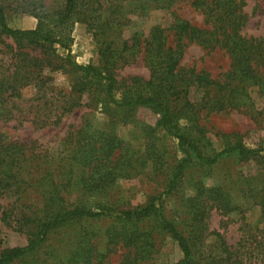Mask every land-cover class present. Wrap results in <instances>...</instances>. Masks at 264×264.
<instances>
[{
  "label": "trees",
  "instance_id": "1",
  "mask_svg": "<svg viewBox=\"0 0 264 264\" xmlns=\"http://www.w3.org/2000/svg\"><path fill=\"white\" fill-rule=\"evenodd\" d=\"M177 1L66 0L62 9L52 13L56 16L55 28L63 26L64 31H70L73 23L79 20L94 29L99 36L100 66L74 60L65 32L56 34L54 28L43 31L10 26L5 8L0 4V38L6 35L16 42L14 63L0 68V117L6 115L4 103L10 98L21 99L23 88L29 85L42 88L44 81L39 79L37 68L50 66L56 70L70 66L69 69L85 77L105 82L106 96L114 104L131 109L151 108L159 115L158 126L177 141L182 154L172 168L164 192L151 196L144 205L115 210L105 203L90 206L84 197L99 195L122 177L132 175L128 168H135L140 156L123 153V141L116 134L104 131L88 140V151L81 142L75 147L73 157L45 162L39 161V155L31 152L25 143L2 142L0 220L25 233L28 243L1 247L4 240L0 233V264H13L40 251L43 258L37 264H111L108 254L118 246L126 249L119 264H143L156 250L157 227L181 249V264H252L250 259L256 249H264V237L254 238L255 245L244 239L233 245L222 233L214 232L219 246L207 240L211 234L206 222L210 209L215 207L229 214L237 207L223 187H208L203 182L196 184V192L187 199L183 229L175 220L159 213L162 210L160 198L177 188L190 165L196 162L213 165L223 157L236 155L242 160L254 159L262 166L260 175L254 177L259 179L258 183L250 181L248 187L251 195L258 197L264 222V147H250L238 134L234 135V140L228 139L233 135L223 134L227 143L221 150L208 154L190 135L205 132L199 123L204 110L250 108L252 103L246 100L250 99L252 86H258L264 96L261 70L264 67V36H247L241 32L247 21L243 0H191V4L205 14L210 27L202 28L176 16L170 26L175 36L173 43L169 42V29L161 24L151 26L148 32L136 30L130 38L124 36V27L132 20L130 14H145V5L169 12ZM27 2L39 4L42 0ZM39 6L43 5L36 7ZM186 38L205 48L219 47L227 51L231 69L222 80L213 79L208 72L181 66ZM56 43L67 50L65 57L50 52ZM40 47V54L33 55L31 50ZM139 54L150 70L149 78L118 79L117 70ZM146 130L154 135L156 127L147 125ZM148 156L155 166L162 162L157 151L148 152ZM73 195H76L74 200L69 198ZM8 196L14 200L2 203L1 199ZM153 214L160 216L159 226L141 225ZM108 217L112 220L103 233L107 244L106 252H102L98 248L100 236L90 224ZM260 229L264 234V228Z\"/></svg>",
  "mask_w": 264,
  "mask_h": 264
},
{
  "label": "rangeland",
  "instance_id": "2",
  "mask_svg": "<svg viewBox=\"0 0 264 264\" xmlns=\"http://www.w3.org/2000/svg\"><path fill=\"white\" fill-rule=\"evenodd\" d=\"M243 1L247 21L241 32L247 36H264V0ZM65 3L66 0H42L39 4L43 6L36 7L38 3L30 4L27 0H0L10 26L43 31L54 28L56 34L65 32L74 60L80 64L100 66L99 36L94 29L79 20L73 23L70 31L66 30L68 34L63 26L55 28L56 16L52 13L62 9ZM145 7V14L129 15L132 20L124 27L126 38H130L136 30L148 32L151 26L161 24L169 29V42L173 43L175 36L170 26L176 16L202 28L210 27L205 21V14L194 7L191 0H178L169 12L153 9L150 5ZM184 43L180 61L182 67L208 72L216 80H222L230 71L231 58L225 49L205 48L187 38ZM15 52V40L3 35L0 38V68L5 69L14 63ZM31 52L39 55L41 47ZM50 52H55L61 58L67 54V50L57 43L52 45ZM61 60L59 59L60 63ZM69 68L70 66L56 70L50 66L37 68L36 70H40L39 79L44 81L41 82L42 88L29 85L22 89L21 99L10 98L4 103L6 115L0 117V144L19 141L27 144L31 152L39 155V161H59L73 157L78 143L85 144L88 151L87 143L92 136L98 137L104 131L112 132L123 141V153L140 156V159L135 163V168H128L131 176L122 177L99 195H86V203L90 206L105 203L115 210L125 209L144 205L151 196L164 192L172 168L182 154L178 150L177 141L164 128L158 126L159 115L144 106L131 109L114 104L106 96L105 82L85 77L83 73ZM261 70L264 74V67ZM117 72L121 81L131 76L148 79L150 75V70L140 54ZM249 95L250 99L246 101L252 103L250 108L203 111L199 123L205 132H192L190 135L196 138L206 153L212 154L221 150L228 139H235V134L240 135L242 141L250 147H264V96L258 86L250 87ZM147 125L156 127L154 135L148 134ZM223 134L233 136L225 139ZM152 151H157L158 156L162 157V162L156 166L152 157L148 156V152ZM261 171L262 166L256 160H242L236 155L223 157L213 165L193 163L186 169L177 188L160 198L162 210L159 213L175 220L179 228L183 229L188 210L187 199L196 192V184L203 182L208 187H223L231 196L233 205L237 204V207L229 214H224L215 207L210 209L206 222L208 233L211 234L207 240L218 247L219 241H216L214 232H220L229 244L237 245L240 239H244L254 242L252 244L255 245L254 238L260 240L264 237L260 229L264 228V222L261 220L258 197L251 195L248 186L250 181L258 183L259 179L254 177H258ZM69 198L74 200L76 195ZM13 200L12 196L1 199L4 204ZM111 220L108 217L90 224L100 236L98 248L102 252H106L107 244L103 233ZM160 221V216L153 214L141 225L152 228L159 226ZM159 231L157 227L156 250L151 259L143 264H181V249L167 234ZM0 233L4 240L1 247L24 246L28 243L25 233L10 228L1 220ZM125 252V248L115 247L108 254V262L119 264ZM42 258L43 253L40 251L13 264H37ZM250 261L252 264H264V249L257 248Z\"/></svg>",
  "mask_w": 264,
  "mask_h": 264
}]
</instances>
